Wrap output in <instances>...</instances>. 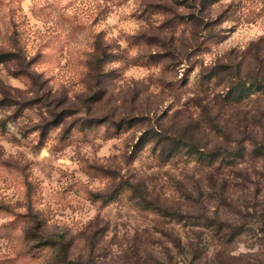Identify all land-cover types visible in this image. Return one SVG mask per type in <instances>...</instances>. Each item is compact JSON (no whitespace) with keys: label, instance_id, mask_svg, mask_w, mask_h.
Segmentation results:
<instances>
[{"label":"clouds","instance_id":"1","mask_svg":"<svg viewBox=\"0 0 264 264\" xmlns=\"http://www.w3.org/2000/svg\"><path fill=\"white\" fill-rule=\"evenodd\" d=\"M0 264H264V0H0Z\"/></svg>","mask_w":264,"mask_h":264}]
</instances>
